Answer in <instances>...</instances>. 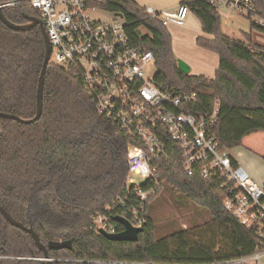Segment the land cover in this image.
<instances>
[{"label":"trees","instance_id":"obj_1","mask_svg":"<svg viewBox=\"0 0 264 264\" xmlns=\"http://www.w3.org/2000/svg\"><path fill=\"white\" fill-rule=\"evenodd\" d=\"M11 1L17 3L2 8L9 21L24 24L25 14L40 17L27 0H0V5ZM214 1L182 0L203 31L213 36L196 40L219 56L212 78L179 70L171 33L135 0H102L101 6L124 17L133 45L153 52L157 82L174 95L196 92L191 113L199 117L212 112L218 100L211 132L239 163L233 149L247 136L264 133V44L253 37V30L264 33V25L249 15L251 31L244 34L245 41L232 39L221 28ZM252 2L255 14L264 18V0ZM45 50L39 26L14 30L0 19V112L25 119L36 115ZM131 141L98 114L78 69L49 63L40 119L25 124L0 117V205L32 226L44 244L71 240L72 248L48 251L54 264H211L256 250V232L224 209V178L203 179L199 169L188 174L179 144L168 136V156L154 160L160 186L147 203L139 240L115 241L93 231L94 214L113 217L121 212L113 202L126 190ZM183 219L188 226H181ZM161 223L168 231L157 236ZM116 227L124 230L121 223ZM44 258L33 236L10 224L0 211V264H49Z\"/></svg>","mask_w":264,"mask_h":264},{"label":"built area","instance_id":"obj_2","mask_svg":"<svg viewBox=\"0 0 264 264\" xmlns=\"http://www.w3.org/2000/svg\"><path fill=\"white\" fill-rule=\"evenodd\" d=\"M27 1L43 20L51 46L49 63L78 69L82 88L91 96L98 114L132 139L126 190L113 202L121 208L115 216L126 218L134 227L147 223V203L160 186L154 160L168 156L164 141L168 136L179 144L188 174L199 169L203 179L224 178L220 185L227 190L224 209L257 234L259 243L252 254L211 264H264V185L235 163L229 150L219 147L211 132L219 113L218 100L212 112L199 117L191 113L188 109L197 98L196 92L174 95L157 82V69L153 72L149 67L154 64L156 68L153 52L131 43L124 17L102 7V0ZM214 4L218 14L226 18L230 10L256 15L252 0H215ZM143 8L146 15L161 20L165 27L185 26L190 13L182 3L175 11ZM225 8L228 11H222ZM98 11L112 13L115 18H100L96 16ZM115 216L97 212L91 218V228L101 235L118 233Z\"/></svg>","mask_w":264,"mask_h":264},{"label":"rangeland","instance_id":"obj_3","mask_svg":"<svg viewBox=\"0 0 264 264\" xmlns=\"http://www.w3.org/2000/svg\"><path fill=\"white\" fill-rule=\"evenodd\" d=\"M136 3L141 7L146 6H153L157 7L156 0H135ZM164 5H174L176 3V0H162ZM168 11V10H165ZM222 11H228V8L222 9ZM230 17L226 18L225 16H221V28L224 31V33L229 36L232 39L245 41V33H250L251 31V20L246 16L239 14L236 11L230 10ZM96 16L100 18H110L114 19L115 16L112 13L106 12V11H98L96 13ZM191 18H194V15L192 13H189L186 18V24L192 25L190 23ZM255 18V21L259 24H264V18L260 17V15L252 16V19ZM169 29V32L171 33V43H172V49L176 56L185 62L189 64V62L184 57H189L191 61H194V64H196V67L199 65L206 66L205 59L202 58V56L196 52L197 49L190 47L186 40L184 39V35L181 33L182 28L176 27L173 25H170L167 27ZM141 31L143 34L147 35L149 34L148 31L145 28H141ZM253 37L254 40L258 43L264 44V33H261L259 31L253 30ZM185 38H187L185 36ZM181 48V49H180ZM180 49V50H179ZM190 55V56H189ZM194 58V59H193ZM191 66V64H189ZM152 71L154 72L156 70L154 64H151L149 66ZM192 68V67H191ZM196 69V70H195ZM209 72L211 71V64H208ZM199 68H192L191 74H206L208 72H198ZM215 73V72H214ZM205 76V75H204ZM207 78H211L208 76H205ZM247 136L241 146H238L237 148L233 149L232 153L235 155V157L239 161H243V165L245 169L249 172V174L261 185L264 184V133H254ZM238 154V155H237ZM138 180H140L139 177H137ZM161 211H164L160 208ZM183 224L181 226H188L187 221L184 219L182 220ZM156 235L161 236L165 234V232L168 231V228L164 223H161L158 225Z\"/></svg>","mask_w":264,"mask_h":264},{"label":"water","instance_id":"obj_4","mask_svg":"<svg viewBox=\"0 0 264 264\" xmlns=\"http://www.w3.org/2000/svg\"><path fill=\"white\" fill-rule=\"evenodd\" d=\"M2 8L3 7L0 5V19L10 29L28 31L35 26H39L43 34L44 40H45L46 50H45L44 62H43V66H42V70H41V74H40L39 82H38L36 115L33 118L25 119L18 115L0 112V117L7 118V119H13L21 123L29 124V123L39 120L43 113L45 75H46V70L49 64L50 54H51L50 41H49V37L45 29L43 20L40 17L25 14V19L27 20V22L24 24H16V23L9 21L5 17ZM138 32L140 33V31ZM178 68L180 71H182L185 74H190L192 71L191 66L180 58H178ZM0 211L10 224L26 231L27 233L33 236L36 245L39 247L40 250L44 252V255H45L44 259L47 260L49 264H54V261H55L54 259L50 258L49 253H48L49 250H60V249H65V248H72L71 240H60V241L50 240L47 244H44L41 241L39 234L34 230L32 226H26L24 223L15 219L1 205H0ZM114 221L121 223L124 226V230L118 233L103 232L102 233L103 236H105L106 238L110 240L135 242L139 240L140 233L144 232V227H134L131 225V223L126 218L122 216H115Z\"/></svg>","mask_w":264,"mask_h":264},{"label":"crops","instance_id":"obj_5","mask_svg":"<svg viewBox=\"0 0 264 264\" xmlns=\"http://www.w3.org/2000/svg\"><path fill=\"white\" fill-rule=\"evenodd\" d=\"M156 2H157V7H154V8L157 9V10H159V11H163V10L175 11L177 9V7L179 6V4L182 3V0H176V3H174V5L172 4V5H169V6L168 5H164L163 2H162V0H156ZM191 19L192 20H190V23L192 25H189V24H186L185 23V26L181 27L182 28L181 33L184 35V39L186 40V43L190 47L197 49L196 52L199 53L202 56V58H206L205 59L206 60L205 61L206 66H201V65L199 66L198 65L196 67V64H194V61H191L190 59H188L189 57L188 58L187 57H184V58L189 62V64H191V67L192 68H199L198 72H201V73L208 72V73H206V74L204 73L202 75H205V76H208V77H211L212 78V77H214L215 70L219 66V56H218L217 53H214V52H212V51H210L208 49H205L203 47L198 46L197 43H196V40L200 36L206 37V38H213V36L211 34H207V33H205L203 31L200 22L198 21V19L195 16H194V18H191ZM185 36L187 38H185ZM208 64L209 65L211 64V71L210 72H209V69L206 70V68H208ZM246 138L248 139V137H246ZM238 162L241 165H243V161L241 162V161L238 160Z\"/></svg>","mask_w":264,"mask_h":264}]
</instances>
